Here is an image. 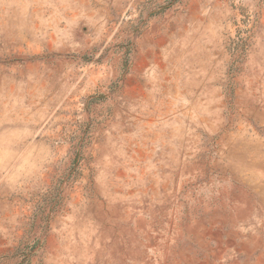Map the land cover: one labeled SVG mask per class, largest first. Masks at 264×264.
Wrapping results in <instances>:
<instances>
[{
	"label": "rangeland",
	"instance_id": "obj_1",
	"mask_svg": "<svg viewBox=\"0 0 264 264\" xmlns=\"http://www.w3.org/2000/svg\"><path fill=\"white\" fill-rule=\"evenodd\" d=\"M0 264H264V0H0Z\"/></svg>",
	"mask_w": 264,
	"mask_h": 264
}]
</instances>
